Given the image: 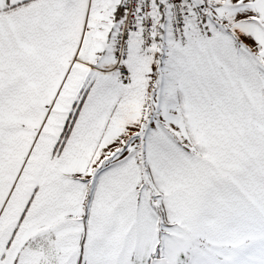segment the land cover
Masks as SVG:
<instances>
[{"label":"snow or ice","instance_id":"1","mask_svg":"<svg viewBox=\"0 0 264 264\" xmlns=\"http://www.w3.org/2000/svg\"><path fill=\"white\" fill-rule=\"evenodd\" d=\"M0 264H264V0H0Z\"/></svg>","mask_w":264,"mask_h":264}]
</instances>
